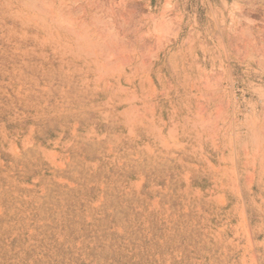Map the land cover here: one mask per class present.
Listing matches in <instances>:
<instances>
[{
  "label": "rangeland",
  "instance_id": "1",
  "mask_svg": "<svg viewBox=\"0 0 264 264\" xmlns=\"http://www.w3.org/2000/svg\"><path fill=\"white\" fill-rule=\"evenodd\" d=\"M0 264H264V0H0Z\"/></svg>",
  "mask_w": 264,
  "mask_h": 264
}]
</instances>
